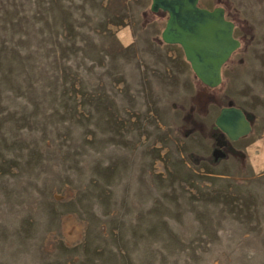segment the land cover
<instances>
[{
	"label": "rangeland",
	"instance_id": "rangeland-1",
	"mask_svg": "<svg viewBox=\"0 0 264 264\" xmlns=\"http://www.w3.org/2000/svg\"><path fill=\"white\" fill-rule=\"evenodd\" d=\"M233 1L249 38L211 89L163 50L150 0L7 3L19 20L0 21V164L19 174L0 178V260L90 264L75 249L86 238L133 264L145 246L162 251L153 264H264V0ZM226 104L251 130L213 162L210 126ZM223 190L252 197L248 210L214 200Z\"/></svg>",
	"mask_w": 264,
	"mask_h": 264
},
{
	"label": "water",
	"instance_id": "water-1",
	"mask_svg": "<svg viewBox=\"0 0 264 264\" xmlns=\"http://www.w3.org/2000/svg\"><path fill=\"white\" fill-rule=\"evenodd\" d=\"M194 4L195 0H150L149 10L167 11L168 17L160 32L161 41L180 45L195 78L214 88L220 82V66L238 44L230 37L231 25L224 23L216 11L199 10ZM213 125L220 131L219 136L224 135L230 141L249 131L241 110L231 106L219 109ZM222 146L216 139L210 152L213 161L223 157Z\"/></svg>",
	"mask_w": 264,
	"mask_h": 264
},
{
	"label": "trees",
	"instance_id": "trees-1",
	"mask_svg": "<svg viewBox=\"0 0 264 264\" xmlns=\"http://www.w3.org/2000/svg\"><path fill=\"white\" fill-rule=\"evenodd\" d=\"M7 3H13V0H0V21H3V23H8L9 27H11L12 25H14V24H16L18 22L19 17H18L17 11L15 10L16 6L15 5H10V4H7ZM8 9H10V11L13 13V16L8 14L10 12V11H8ZM33 14H34V12H33ZM8 16H10L12 18H8ZM3 25L4 24H1L2 27H3ZM2 30H4V29L2 28ZM4 49H6V44H3V42H2V43H0V53L4 52ZM11 53H13V55H14V57H12V58H20L19 57V55H20L19 51H14L13 52L11 50ZM16 63L19 65L20 61L17 59ZM0 65L2 67V63L1 62H0ZM19 66H16V69H17L16 71H19ZM5 70H3V71H5ZM9 73H10L9 75H13L14 72H10L9 71ZM64 75L66 76V79L69 80L67 75L65 74V72H64ZM71 91H72L71 89H68L66 91V93H68L67 94L68 96H70V92ZM75 91H77V89H75ZM69 111H74V110L70 109ZM72 116H73L72 117L73 119L77 120V119H79L80 115H75L74 116V114L72 113ZM2 162L4 164H0V178H2V177H8L9 178L11 176L15 177L16 175L19 174L18 168L16 166H12L11 164L6 163L7 161H5V160L2 161ZM17 162H20V161H17ZM12 167L15 169L14 173L10 171V169ZM99 171H100L99 174L101 175V179H103L102 177H105L104 173H106V174L111 173V172H109V170H107V168H105V169L102 168ZM188 176H189V173H187L186 175L183 176L184 179H185L183 183H187ZM179 188H180V186H179ZM6 194H7V192H6ZM10 196H11V194H10ZM12 196H13V194H12ZM97 196H98V198H97L98 200H100V199L101 200L102 199L106 200L107 199V196L103 195L102 193L98 194ZM246 196H248V195H246ZM248 197H250V196H248ZM193 198H191V199H193ZM213 198H214V200H216L215 198L222 199V201L226 202L230 206V208H233L234 206H240V207L242 206V208L245 207L246 211L248 210L247 209L248 204L251 205L250 203L252 202V197L247 198V200L250 202V203H248L244 199L241 200V198H238L237 195H233V194L231 195L228 192H225L224 190L222 192H219L218 195L214 196ZM236 202L238 203V205L236 204ZM153 203L154 204L152 206H155L156 208H155V210L153 208H150L149 209L150 211H152V210L156 211L157 210V203H155L154 201H153ZM236 208H239V207H236ZM27 221H29V220H27ZM27 221H26V223H27ZM151 229L152 228H150V227L146 228L145 229V230H147L146 234L153 233V229L152 230ZM2 236H4V235L2 234ZM114 238H115V240H119L118 236H115ZM79 247H82L81 250L86 253V262H87V259H89L90 260V264H106V263L107 264H114L115 261L117 260V259H115L116 257L118 258L119 264H133L132 261L130 262V257L128 255L127 251H125L122 248H121L120 252L117 251L116 253H111L105 247H103L104 250L102 249V247H99V246L90 247L86 243V238H85V241H83L82 244L77 246L75 249H77ZM202 247H203V250H206L205 249L206 248V244L202 243ZM62 249L64 250L65 253L66 252L68 253V252L74 250V248L66 249V248H63V247H62ZM160 251L161 250L157 249L156 253H158ZM143 252H144L143 254H145L144 258L147 257L146 260H145V264H153V257L155 256L156 253L153 252V250L151 251L150 249L146 248V246H145V249H144ZM162 256H164L163 253H162L161 257ZM2 261L3 260H0V264H6V262H4V261L2 262ZM78 261H76V262L71 261V263H69V264H76V263L78 264ZM54 262H56V261H54ZM66 262H69L68 259H67ZM83 263H84V261L81 264H83ZM56 264H57V262H56ZM182 264H185V263H182Z\"/></svg>",
	"mask_w": 264,
	"mask_h": 264
},
{
	"label": "flooded vegetation",
	"instance_id": "flooded-vegetation-1",
	"mask_svg": "<svg viewBox=\"0 0 264 264\" xmlns=\"http://www.w3.org/2000/svg\"><path fill=\"white\" fill-rule=\"evenodd\" d=\"M238 3V1H233V0H195V8L196 9H199V10H204L206 12H212V11H216L219 16L221 17L222 21L224 23H229L231 25V29H230V37L234 40L237 41V48L235 50H233L230 55H232L240 46V42L239 40L240 39H246L248 37V34L249 32L246 34V32L244 31V28L238 26V25H235L234 23V19H235V12H236V8H243V5L242 6H238L236 5ZM243 3V2H242ZM150 5V3H149ZM159 11L162 12L163 15H165V21L168 17V13L166 10H161V9H157ZM156 10V11H157ZM238 10V9H237ZM154 11V12H156ZM239 11V10H238ZM165 21H164V24H165ZM164 27V25H163ZM246 29V28H245ZM253 40V37L251 35H249ZM160 37V35H159ZM249 38V37H248ZM161 40V39H160ZM162 42V41H161ZM162 46H163V50L165 52H173V54L177 57L178 59V65L179 67L180 66H186L190 73L193 75V73L191 72L190 68H189V64L185 61L184 59V55H183V50L182 48L180 47V45L178 44H167V43H163L162 42ZM229 55V57H230ZM228 57V58H229ZM227 58V59H228ZM226 62V61H225ZM224 62V63H225ZM224 63L220 66L219 68V77H220V81H221V77H222V69H223V65ZM194 79L195 76L193 75ZM197 80V79H196ZM198 81V80H197ZM199 82V81H198ZM200 83V82H199ZM220 83V82H219ZM201 85H203L202 83H200ZM219 85V84H218ZM217 85V86H218ZM204 87L206 88H209L205 85H203ZM215 88V87H214ZM211 89V88H210ZM227 106H230L228 104H226V106L224 107H227ZM232 107V106H231ZM222 108V107H221ZM220 108L217 109V113L214 115L213 119H212V125L210 126V129L213 131L209 134V138L212 139L213 141V144H215V140L218 139V141L220 143L223 144V146L220 148V151L221 153H223V157L221 159H223L225 157V152H233V153H236V152H241L240 150H238L240 148V146H237L239 145V141L243 140V138L247 135V133L251 130V126H250V122H249V119L248 117L245 115L244 111L241 110V114H242V117L245 121H247V124L249 126V131L245 134V135H242V136H239L237 137L235 140L233 141H230L226 138V136L222 135V136H219L220 135V131L217 129V128H214V125H213V122H214V119L216 117V115L218 114V111H219ZM240 110V109H239ZM242 143V142H241ZM238 148V149H237ZM241 149L243 150L244 149V145H242ZM211 152V151H210ZM226 158V157H225ZM212 159V158H211ZM220 159V160H221ZM219 160V159H218ZM213 161V160H212ZM217 161V160H216ZM216 161H213V162H216Z\"/></svg>",
	"mask_w": 264,
	"mask_h": 264
}]
</instances>
